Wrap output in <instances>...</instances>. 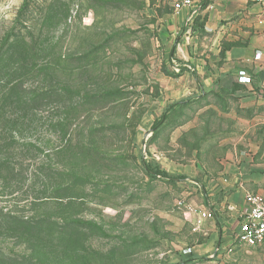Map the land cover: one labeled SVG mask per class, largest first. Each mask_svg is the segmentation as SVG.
<instances>
[{
  "label": "rangeland",
  "instance_id": "rangeland-1",
  "mask_svg": "<svg viewBox=\"0 0 264 264\" xmlns=\"http://www.w3.org/2000/svg\"><path fill=\"white\" fill-rule=\"evenodd\" d=\"M157 4L0 0V48L19 41L0 66V264H264L237 241L187 255L202 190L144 169L186 178L254 131L179 84Z\"/></svg>",
  "mask_w": 264,
  "mask_h": 264
},
{
  "label": "crops",
  "instance_id": "crops-1",
  "mask_svg": "<svg viewBox=\"0 0 264 264\" xmlns=\"http://www.w3.org/2000/svg\"><path fill=\"white\" fill-rule=\"evenodd\" d=\"M156 1L157 8L169 6L159 20L165 56L193 68L189 72L183 67L176 76L179 84L196 98L213 97L217 102L208 109L214 118L229 121V128L233 121L235 129H254L251 136L245 132L224 139L217 146L224 150L223 157L215 154L186 177L202 190L196 210L211 214L196 228L206 243L194 246L193 253L201 255L215 246L221 257L237 240L248 209L246 191L264 195V27L259 24L264 4L213 0L178 12L179 0ZM256 53L262 54L261 60L255 59ZM240 71L251 77L250 84L239 82Z\"/></svg>",
  "mask_w": 264,
  "mask_h": 264
},
{
  "label": "built area",
  "instance_id": "built-area-1",
  "mask_svg": "<svg viewBox=\"0 0 264 264\" xmlns=\"http://www.w3.org/2000/svg\"><path fill=\"white\" fill-rule=\"evenodd\" d=\"M213 0H179L176 5V10L180 12L184 9H191L204 5L206 3L212 2ZM257 4H264V0H252ZM259 24L264 27V16L259 20ZM256 60L262 59L261 53H256ZM173 70L175 73L180 74L183 67L189 71L193 72L191 66H181L175 60L172 61ZM252 81L251 77L245 72H239V82L242 84H250ZM245 199L248 205L243 222L240 225V230L237 236V242L241 245L247 247H258L264 246V195L253 193L251 191H246ZM196 215L198 216L197 221L195 222L196 228H198L203 220L209 219L211 214L195 210ZM231 251V249L229 250ZM187 255H191L192 249L188 248L185 250Z\"/></svg>",
  "mask_w": 264,
  "mask_h": 264
},
{
  "label": "trees",
  "instance_id": "trees-1",
  "mask_svg": "<svg viewBox=\"0 0 264 264\" xmlns=\"http://www.w3.org/2000/svg\"><path fill=\"white\" fill-rule=\"evenodd\" d=\"M14 36V33L13 31L10 32L8 34V36L5 38L4 40V45H6L11 39L12 37ZM17 42H12L10 44H8V48L5 50V52L2 51V47L0 48V66L2 65V61H3V57L5 55V53L11 49H14L17 47ZM5 47V46H4ZM7 47V45H6ZM3 52V53H2ZM183 71V69H182ZM190 100H185V101H180V102H177L175 104H172L164 113L163 115L161 116L160 119H158L154 126H153V130H155L157 127H159L164 121H166L169 117V114L171 113V111H173V109H175L178 105H181V104H185V103H188ZM144 165V169L147 173V175L150 177V178H153V179H157V178H160V179H163L169 183H175V182H178V181H184L186 180V178L184 176H171L170 174H168L167 172L163 171L162 169L160 168H152L149 164H147L146 162L143 163Z\"/></svg>",
  "mask_w": 264,
  "mask_h": 264
}]
</instances>
